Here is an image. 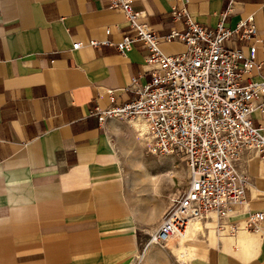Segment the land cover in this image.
Returning a JSON list of instances; mask_svg holds the SVG:
<instances>
[{
    "label": "crops",
    "instance_id": "obj_1",
    "mask_svg": "<svg viewBox=\"0 0 264 264\" xmlns=\"http://www.w3.org/2000/svg\"><path fill=\"white\" fill-rule=\"evenodd\" d=\"M225 3L187 0L186 8L194 21L214 25ZM108 4L0 0V264H132L142 235L163 213L137 208L112 139L127 129L143 144L139 130L146 125L98 117L109 106L107 90L116 103L128 100L133 93L122 88L150 66L139 43L125 54L113 45H89L116 41L125 31L122 13ZM131 5L164 53L184 50L181 41L163 38L182 27L183 17L170 14L180 0ZM247 15L256 40H243L242 50L252 45L254 59L264 61V0H233L224 19L233 25ZM73 41L80 46L71 48ZM136 165L142 168L141 161ZM238 168L247 178L244 201L221 221L191 225L180 238L187 264H264V219L257 231L242 226L248 212H264V157L250 156ZM160 176L144 171L140 180L155 189Z\"/></svg>",
    "mask_w": 264,
    "mask_h": 264
},
{
    "label": "built area",
    "instance_id": "obj_2",
    "mask_svg": "<svg viewBox=\"0 0 264 264\" xmlns=\"http://www.w3.org/2000/svg\"><path fill=\"white\" fill-rule=\"evenodd\" d=\"M232 1L226 0L214 25H206L194 21L187 0H180L170 14L172 19L183 17L182 27L163 35L185 45L176 53L160 49L153 28L137 21L131 0H108L126 24L118 40L88 41L94 47L113 45L122 54L134 43L147 50L144 61L150 66L130 76L122 88L132 96L116 103L107 90L109 106L98 117L144 122L147 150L179 156L186 169L185 188L170 196L141 251L184 236L191 224L227 218L244 201L247 178L238 163L253 155L264 157V61L254 59L252 45L246 53L242 50L243 40H256L251 15L226 24ZM78 46V41L71 43V48ZM263 219V211L248 212L242 226L257 231ZM228 226L235 229L233 223ZM182 255L178 264L186 263Z\"/></svg>",
    "mask_w": 264,
    "mask_h": 264
},
{
    "label": "rangeland",
    "instance_id": "obj_3",
    "mask_svg": "<svg viewBox=\"0 0 264 264\" xmlns=\"http://www.w3.org/2000/svg\"><path fill=\"white\" fill-rule=\"evenodd\" d=\"M121 121L123 122L121 125L124 127L129 126V124L137 120ZM126 130L123 129L122 131L114 132L112 134V139L116 144V149L122 160L126 185L138 209L145 211L150 210V212H152L151 214H160L166 207L170 196L177 192H181L185 188L186 169L184 163L179 156L150 153L147 150L145 139L141 138L143 144H139L137 142V138L139 137L134 136L135 138H133L130 132ZM133 131H135L136 134L138 133V130L134 129ZM137 161L142 162V168L136 165ZM144 171L149 173H161L155 189H153L151 184H144L140 180L141 174ZM168 171H173L174 173L172 172L170 177L164 175ZM197 226L199 227V225ZM151 231H148L147 234ZM147 234L142 235V240ZM196 235L197 234H195V239L198 238ZM166 243L167 242L161 245H152L144 251H141L139 245L138 252L132 258L131 263L178 264L180 260L179 257L183 254V251H187V245L184 244L183 241H180L179 238H172L168 244ZM175 248L177 249L175 250ZM145 251L152 252L151 259L145 258ZM176 256L178 257L175 258ZM189 258L190 254L188 253L182 255V260L186 262L185 264H187Z\"/></svg>",
    "mask_w": 264,
    "mask_h": 264
},
{
    "label": "bare ground",
    "instance_id": "obj_4",
    "mask_svg": "<svg viewBox=\"0 0 264 264\" xmlns=\"http://www.w3.org/2000/svg\"><path fill=\"white\" fill-rule=\"evenodd\" d=\"M140 122H142V121H140ZM142 123H144V122H142ZM145 124V123H144ZM144 129V128H143ZM140 131V133L142 134V136H143V138H145V134H146V128L144 129V130H139ZM152 178V177H151ZM151 181H152V179H151ZM192 225V224H191ZM191 225L188 227V229H187V231H186V233H185V235L184 236H182V237H180V238H183V237H185L186 236V234H187V232H188V230H189V228L191 227ZM179 238V239H180ZM170 240H168L167 241V243L169 242ZM165 245V244H164ZM147 250V249H146ZM146 252V255H145V258H147V259H151L152 258V252L151 251H145ZM178 256H176L175 258H177ZM180 258V257H179ZM181 259H182V257H181Z\"/></svg>",
    "mask_w": 264,
    "mask_h": 264
},
{
    "label": "clouds",
    "instance_id": "obj_5",
    "mask_svg": "<svg viewBox=\"0 0 264 264\" xmlns=\"http://www.w3.org/2000/svg\"><path fill=\"white\" fill-rule=\"evenodd\" d=\"M0 226H4V224H3V222H2V221H0Z\"/></svg>",
    "mask_w": 264,
    "mask_h": 264
}]
</instances>
